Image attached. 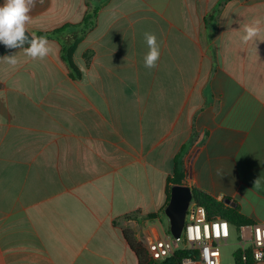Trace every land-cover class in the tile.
<instances>
[{
	"label": "crops",
	"instance_id": "crops-1",
	"mask_svg": "<svg viewBox=\"0 0 264 264\" xmlns=\"http://www.w3.org/2000/svg\"><path fill=\"white\" fill-rule=\"evenodd\" d=\"M96 6L80 79L55 40L44 59L1 56L18 62L0 61V264H137L123 231L167 234L177 156L192 194L264 225V31L241 40L264 28V0H43L27 30L77 27Z\"/></svg>",
	"mask_w": 264,
	"mask_h": 264
},
{
	"label": "built area",
	"instance_id": "built-area-1",
	"mask_svg": "<svg viewBox=\"0 0 264 264\" xmlns=\"http://www.w3.org/2000/svg\"><path fill=\"white\" fill-rule=\"evenodd\" d=\"M232 232L238 238L236 252L240 264L264 261V225L250 223L235 227L220 216L210 217L206 208L193 198L178 238L168 230L160 238L146 235L141 242L151 260L157 263L184 253L176 264H220L219 248L228 243Z\"/></svg>",
	"mask_w": 264,
	"mask_h": 264
},
{
	"label": "clouds",
	"instance_id": "clouds-1",
	"mask_svg": "<svg viewBox=\"0 0 264 264\" xmlns=\"http://www.w3.org/2000/svg\"><path fill=\"white\" fill-rule=\"evenodd\" d=\"M37 3L43 0H4L0 5V44L9 49H23L25 54L32 59H44L51 52L50 42L45 36H34L27 30V25L31 21L30 13ZM261 21L255 20L251 24H246L243 28L244 35L241 40L244 43L257 40L264 31ZM148 51L144 55V66L148 69L157 67L161 56L160 44L157 36L152 32L143 33ZM28 45L25 47V45ZM0 60L6 61L9 65H16V55L4 56ZM260 179L254 181V186L259 185Z\"/></svg>",
	"mask_w": 264,
	"mask_h": 264
},
{
	"label": "trees",
	"instance_id": "trees-1",
	"mask_svg": "<svg viewBox=\"0 0 264 264\" xmlns=\"http://www.w3.org/2000/svg\"><path fill=\"white\" fill-rule=\"evenodd\" d=\"M87 1H103L106 2L107 0H87ZM219 11V8L215 10V12ZM98 7H94L93 9L86 12L83 22L74 28L65 27L63 29L54 30L51 32H38L35 36H45L49 40H55L60 44L61 47V58L65 63L66 67L70 72V77L72 79H80L81 73L78 67L75 65L73 61V53L76 51L79 42L83 39V37L93 28L95 19L97 17ZM86 61H88V58ZM180 156H177L175 159L174 165V173L173 178L171 179V185H181L182 181V172L180 167ZM170 189L171 186L167 190V200L166 205L168 204L169 197H170ZM193 198L194 201L198 204L204 206L207 210V213L210 217L212 216H220L223 219H226L230 224L235 227H239L241 225L250 224L247 222L238 212L236 209L231 208L229 206L224 205L223 203L215 202L211 197L205 195L204 193L194 190L193 191ZM155 214L147 215L148 218H154ZM124 239L126 240L129 248L135 254L137 258V264H176L178 258L183 255L184 253H179L172 258L165 260L164 262L157 263L151 260L149 257L144 245L136 241L131 232L129 230L123 231ZM234 263L240 264L238 261L237 252L234 253Z\"/></svg>",
	"mask_w": 264,
	"mask_h": 264
},
{
	"label": "water",
	"instance_id": "water-1",
	"mask_svg": "<svg viewBox=\"0 0 264 264\" xmlns=\"http://www.w3.org/2000/svg\"><path fill=\"white\" fill-rule=\"evenodd\" d=\"M27 46L26 44L25 47ZM10 50L13 49L6 48L3 44H0V58ZM192 197L193 194L189 187L176 184L171 186L170 197L164 209V214L168 219L169 233L175 238H178L181 234L186 211Z\"/></svg>",
	"mask_w": 264,
	"mask_h": 264
},
{
	"label": "rangeland",
	"instance_id": "rangeland-1",
	"mask_svg": "<svg viewBox=\"0 0 264 264\" xmlns=\"http://www.w3.org/2000/svg\"><path fill=\"white\" fill-rule=\"evenodd\" d=\"M0 61L2 62L4 60H0ZM139 242H141V240ZM237 243H238L237 235L232 232L228 240V243L226 245H221V247L219 248L220 264H235L234 253L238 249Z\"/></svg>",
	"mask_w": 264,
	"mask_h": 264
}]
</instances>
